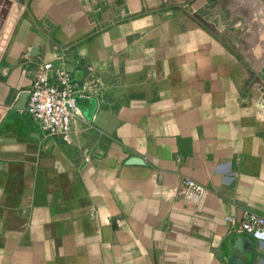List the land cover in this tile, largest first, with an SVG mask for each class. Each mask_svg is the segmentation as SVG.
Here are the masks:
<instances>
[{"label":"crops","instance_id":"1","mask_svg":"<svg viewBox=\"0 0 264 264\" xmlns=\"http://www.w3.org/2000/svg\"><path fill=\"white\" fill-rule=\"evenodd\" d=\"M20 3L0 56V264H264L225 219L264 216V0ZM57 53L103 81L70 142L21 94Z\"/></svg>","mask_w":264,"mask_h":264},{"label":"built area","instance_id":"2","mask_svg":"<svg viewBox=\"0 0 264 264\" xmlns=\"http://www.w3.org/2000/svg\"><path fill=\"white\" fill-rule=\"evenodd\" d=\"M30 81L25 110L45 136L71 141L72 121L76 115L77 99L98 96L103 81L91 71L80 78L73 75L64 53L41 57L29 67ZM203 185L184 177L181 196L192 203L199 200ZM229 226L237 232L264 241V216L243 209L238 218L227 215Z\"/></svg>","mask_w":264,"mask_h":264},{"label":"water","instance_id":"3","mask_svg":"<svg viewBox=\"0 0 264 264\" xmlns=\"http://www.w3.org/2000/svg\"><path fill=\"white\" fill-rule=\"evenodd\" d=\"M20 5L21 3L17 0H0V56H1V52L3 51L7 43L9 35L17 20V17L19 16ZM37 52H38L37 48H36V52L32 50L30 51L31 54H35ZM254 72H256L258 79H262L264 81V62L262 63V65L258 70L251 71V73ZM21 94L24 95V100H23L24 102L28 96V92L22 91ZM240 239H242V237H240ZM238 258L239 257L235 254L231 255L230 261L233 264H237V262H239Z\"/></svg>","mask_w":264,"mask_h":264},{"label":"rangeland","instance_id":"4","mask_svg":"<svg viewBox=\"0 0 264 264\" xmlns=\"http://www.w3.org/2000/svg\"><path fill=\"white\" fill-rule=\"evenodd\" d=\"M17 1H19L20 2V0H17ZM2 53V52H1Z\"/></svg>","mask_w":264,"mask_h":264}]
</instances>
